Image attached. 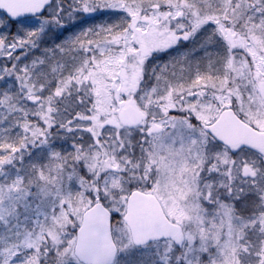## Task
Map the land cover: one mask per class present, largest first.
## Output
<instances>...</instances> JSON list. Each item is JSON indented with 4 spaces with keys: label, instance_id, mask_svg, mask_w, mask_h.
I'll use <instances>...</instances> for the list:
<instances>
[{
    "label": "snow or ice",
    "instance_id": "snow-or-ice-1",
    "mask_svg": "<svg viewBox=\"0 0 264 264\" xmlns=\"http://www.w3.org/2000/svg\"><path fill=\"white\" fill-rule=\"evenodd\" d=\"M0 264H264V0H0Z\"/></svg>",
    "mask_w": 264,
    "mask_h": 264
}]
</instances>
